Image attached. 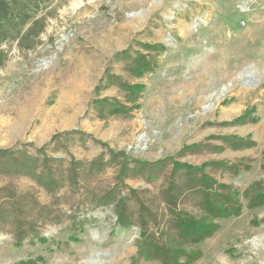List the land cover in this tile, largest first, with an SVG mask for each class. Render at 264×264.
Instances as JSON below:
<instances>
[{
  "label": "rangeland",
  "instance_id": "1",
  "mask_svg": "<svg viewBox=\"0 0 264 264\" xmlns=\"http://www.w3.org/2000/svg\"><path fill=\"white\" fill-rule=\"evenodd\" d=\"M51 8L34 50L3 46L0 148L40 147L55 134L76 131L113 151L155 161L212 136L248 138L254 143L249 149L182 159L241 165L238 175L217 179L239 193L244 208L238 217L218 221V230L199 244L202 257L194 264H264V206L247 207L243 198L254 183L264 186V0H53ZM126 50L145 55L153 70L136 77L129 64L115 60ZM116 78L140 90L128 91ZM100 100L121 109H103ZM246 112L255 121L229 124ZM88 146L73 147V155L100 153ZM111 177L109 170L102 179ZM6 184L50 202L26 177L0 175V187ZM83 216V231L49 225L47 240L33 245L16 247L0 233V264H161L137 258L138 229L118 228L111 207ZM73 233L78 241L69 240Z\"/></svg>",
  "mask_w": 264,
  "mask_h": 264
},
{
  "label": "trees",
  "instance_id": "2",
  "mask_svg": "<svg viewBox=\"0 0 264 264\" xmlns=\"http://www.w3.org/2000/svg\"><path fill=\"white\" fill-rule=\"evenodd\" d=\"M53 0H0V66L8 49L16 44L20 51H31L40 43ZM145 50L165 51L161 44H141ZM116 61L130 65L136 77L153 70L141 53L121 51ZM115 83L134 92L120 79ZM103 109L119 110L115 101L100 100ZM255 121L248 112L230 125ZM211 141L215 142L212 143ZM98 147L91 159H78L72 148ZM254 146L248 138L234 135L212 136L204 143L182 147L176 154L155 161H141L124 151H113L91 136L66 131L55 134L44 145L31 143L0 148V175L26 177L50 195L48 204L40 203L33 191L20 193L12 184L0 187V233L10 236L16 247L45 242L43 230L49 225L67 223L78 226L87 221L82 213L111 207L116 226L138 229L135 240L137 258L161 264H194L202 257L199 244L219 228L218 221L238 217L244 205L239 193L217 176L238 175L239 164L208 161L192 165L182 159L191 155L218 154L225 150H244ZM112 177H102L109 171ZM129 180L142 181L146 187L133 188ZM250 208L264 206V186L254 183L243 193ZM263 221V220H262ZM69 240L78 241L76 234Z\"/></svg>",
  "mask_w": 264,
  "mask_h": 264
}]
</instances>
